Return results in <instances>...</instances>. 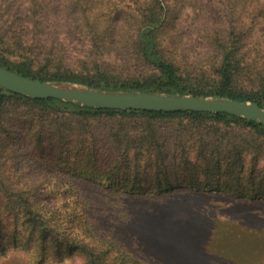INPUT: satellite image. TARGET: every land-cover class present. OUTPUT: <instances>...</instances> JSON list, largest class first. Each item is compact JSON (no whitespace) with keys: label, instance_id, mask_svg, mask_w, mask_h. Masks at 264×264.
Segmentation results:
<instances>
[{"label":"trees","instance_id":"trees-1","mask_svg":"<svg viewBox=\"0 0 264 264\" xmlns=\"http://www.w3.org/2000/svg\"><path fill=\"white\" fill-rule=\"evenodd\" d=\"M1 13L11 22L0 24V65L20 74L226 96L264 107V0H0ZM65 31L96 48L129 36L146 70L118 72L100 55L84 60L78 73L52 69L57 57L42 47V35ZM196 41L211 49L208 65L187 64L186 50ZM103 123L117 156L77 171L88 150L71 156L64 148L70 138H96ZM44 160L46 168L72 176H106L101 183L114 194L189 186L264 198V124L258 121L222 111L96 108L0 87V264L15 253L28 264H65L76 255L83 264H142L92 228L76 185L31 179ZM261 235L254 264H264Z\"/></svg>","mask_w":264,"mask_h":264},{"label":"rangeland","instance_id":"rangeland-1","mask_svg":"<svg viewBox=\"0 0 264 264\" xmlns=\"http://www.w3.org/2000/svg\"><path fill=\"white\" fill-rule=\"evenodd\" d=\"M10 22L7 15L0 14L1 26L7 28ZM54 33L42 35V47L57 57L52 69L78 73L84 60L100 55L118 72L131 75L146 70L133 38L129 36L96 48L75 34L65 31L55 37ZM186 54L189 66L208 65L212 55L210 48L197 41L186 50ZM106 126L107 123L101 124L94 139L82 143L75 138L69 139L71 145L64 149L71 156L78 149L88 150L84 158L82 155L84 163L75 164L77 171H93L97 169L94 166L98 161H105L108 155L111 159L117 156L112 148L114 143L106 140ZM93 153L102 154V159ZM46 160L35 167L36 173L31 179L44 183L64 180L76 185L87 201L92 228L124 245L133 256L141 259L142 264H254L261 257V234L264 233L262 197L198 190L189 186H178L161 193L114 194L104 188L103 178L95 174L72 176L61 169L51 170L46 168ZM64 262L83 264V258L76 255ZM4 264L28 263L23 253H15Z\"/></svg>","mask_w":264,"mask_h":264},{"label":"water","instance_id":"water-1","mask_svg":"<svg viewBox=\"0 0 264 264\" xmlns=\"http://www.w3.org/2000/svg\"><path fill=\"white\" fill-rule=\"evenodd\" d=\"M0 87L32 98L55 97L96 108L228 112L264 124V107L226 96L150 90L104 89L20 74L0 65Z\"/></svg>","mask_w":264,"mask_h":264}]
</instances>
